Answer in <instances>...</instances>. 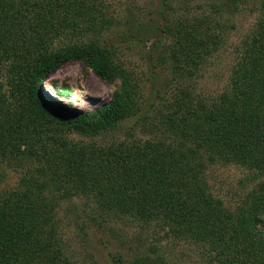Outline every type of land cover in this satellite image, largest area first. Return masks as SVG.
<instances>
[{"label":"trees","instance_id":"16d2710c","mask_svg":"<svg viewBox=\"0 0 264 264\" xmlns=\"http://www.w3.org/2000/svg\"><path fill=\"white\" fill-rule=\"evenodd\" d=\"M173 1L160 0L149 18L130 13L125 20L126 40L145 46L151 74L160 70L167 79L160 92L150 78L152 100L138 110V84L110 62L109 39L52 48L68 31L105 29L100 0H0V179L17 176L0 190V264H75L58 239L64 204L84 229L79 220L90 209L92 222H132L157 236L148 258L118 253L113 264H178L162 242L193 247L203 264H264V0H212L197 16L185 14L182 2L183 13L168 19ZM245 4L254 21L239 38L224 88L197 94L196 79ZM71 61L105 82L119 78L112 99L83 114L44 102L40 82ZM136 116L143 140L98 141ZM214 165L247 172L252 185L237 206L210 193Z\"/></svg>","mask_w":264,"mask_h":264},{"label":"rangeland","instance_id":"374dc122","mask_svg":"<svg viewBox=\"0 0 264 264\" xmlns=\"http://www.w3.org/2000/svg\"><path fill=\"white\" fill-rule=\"evenodd\" d=\"M100 1L107 23L105 29L96 35H89L87 32L81 34L77 31L72 34L73 32L68 31L66 34L63 33L64 36L56 39L55 46L53 44L52 48L57 51L71 47V45L87 44L97 38H103L105 41L109 39V42L113 44L110 49V62L114 66L120 65L121 68L125 69L132 83L138 84L135 109H144L149 98L151 101L153 97L151 87L149 91L150 78L154 76L151 74L153 70L150 69L153 60L148 59L144 52L146 49L143 48L145 46H139L134 41L126 40L127 38L124 36L127 31L125 20L130 13L133 16L137 15L140 19L153 16L160 0ZM211 1L175 0L171 4V9H166V15L169 19L173 14L183 13V6L179 3L184 2L183 4L187 9L184 13L197 16L207 9V3ZM232 18L231 24L229 22L228 25H232L233 28L228 33L227 42L223 49L215 59H212L210 64L208 63L194 83L197 94L214 95L224 88L229 67L235 58V48L239 38L252 25L254 14L251 12L250 6L245 4ZM162 22L163 20H160V23ZM154 77L159 83L161 92L164 88L163 84L167 80L165 74L159 70ZM119 85V78H115L112 83L105 82L81 61H71L50 72L40 82L38 91L42 100L50 102L52 106H58L60 113L83 114L109 102ZM154 102L156 105L157 100ZM160 105L161 103L158 107ZM136 121H138L137 116L122 121L116 132L101 137L98 141L103 145L111 138H114L115 142L129 139L128 143L131 142V137H135L137 140L141 137L143 140L146 136H141ZM69 138L83 141L78 135H70ZM6 175L4 179H0V190L11 188L16 182L17 176L14 173L8 172ZM247 178V172L235 165H214L207 171V185L210 193L229 208L240 204L246 192L251 188L252 184L247 183ZM73 202L79 209L84 210L82 202L75 199ZM66 207L67 205L64 204L62 210L58 211V239L63 245L62 254L67 259L73 260L75 264H113L112 256L118 253L123 255L124 259H129L137 253L141 255L142 259L144 256L148 258L147 255L151 254V245L157 241V236L152 239L148 233L138 229L136 223L115 221L112 218L107 219L103 225L92 222L90 209H85V218L79 220L85 222L84 229L83 225L75 222L76 218L65 213ZM88 213H90L89 216H87ZM159 248L164 253H170L178 264H203L200 252L189 245L183 244L173 248L171 244L162 242Z\"/></svg>","mask_w":264,"mask_h":264}]
</instances>
